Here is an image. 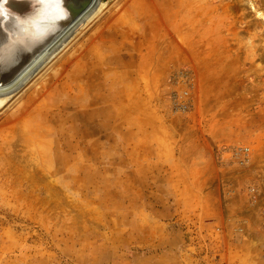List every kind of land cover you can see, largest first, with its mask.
<instances>
[{
  "label": "rangeland",
  "instance_id": "374dc122",
  "mask_svg": "<svg viewBox=\"0 0 264 264\" xmlns=\"http://www.w3.org/2000/svg\"><path fill=\"white\" fill-rule=\"evenodd\" d=\"M175 2L107 1L77 51L93 110L34 123L47 154L1 117L0 264H264V0ZM99 72L123 118L103 119Z\"/></svg>",
  "mask_w": 264,
  "mask_h": 264
},
{
  "label": "bare ground",
  "instance_id": "6f19581e",
  "mask_svg": "<svg viewBox=\"0 0 264 264\" xmlns=\"http://www.w3.org/2000/svg\"><path fill=\"white\" fill-rule=\"evenodd\" d=\"M107 1L63 0L61 7L55 0H49V6L44 9L39 21L18 30L15 17L10 16L5 28H0V119L2 117V123L13 119L22 120L26 148L31 147L40 154L49 152L52 144L44 139L46 132L43 128H36L34 123H40V119L48 116L51 111L57 112L55 116L59 117L62 114L59 111V106L62 105L60 99H63L62 102L77 104L82 110H93L95 99L90 92H94L92 81L98 72L85 57L79 58L77 51L81 37L95 27V21L108 8ZM110 1L113 3L115 0ZM175 1L174 5L177 3ZM6 7L20 17H25L32 11L30 0H8ZM186 7H175L176 12L182 13L181 9L187 10ZM190 16V11L186 12L182 22H187ZM7 18L6 16L5 19ZM217 36L216 30H205L206 39ZM100 74L104 95H96V101H103L105 104L102 109L103 119L108 120L113 114L112 109L118 111L115 114L117 117L123 118L124 111L110 102L112 85L109 88L106 86L108 82L115 84L117 81L108 80L106 72ZM52 85L56 90L50 91ZM119 95L114 102L126 101L123 92ZM136 102L139 105L138 96ZM5 108L7 109L4 110ZM31 108L34 109L33 112H29ZM75 128L66 129L73 131Z\"/></svg>",
  "mask_w": 264,
  "mask_h": 264
},
{
  "label": "clouds",
  "instance_id": "9594fccd",
  "mask_svg": "<svg viewBox=\"0 0 264 264\" xmlns=\"http://www.w3.org/2000/svg\"><path fill=\"white\" fill-rule=\"evenodd\" d=\"M8 0H0V28H5L6 23L10 16L15 17V26L19 30L25 25H31L34 21H39L41 15L45 8L49 6V0H30L32 5V11L28 13L25 17H20L15 13H12L10 9L6 7ZM58 6L62 7L63 0H55ZM8 17L5 19V17ZM53 23H59L58 21H53Z\"/></svg>",
  "mask_w": 264,
  "mask_h": 264
},
{
  "label": "built area",
  "instance_id": "2783aa9c",
  "mask_svg": "<svg viewBox=\"0 0 264 264\" xmlns=\"http://www.w3.org/2000/svg\"><path fill=\"white\" fill-rule=\"evenodd\" d=\"M179 79H181V81L184 84L187 83H191V79L190 76L187 75H182V77H180ZM178 83V81H177ZM189 90L190 88H186L185 90L179 92L177 95H175L172 99V103L174 105V109L176 110V112H185L187 110V108L189 107ZM231 154L233 157L235 156H241L243 157V161H248L250 156H251V152L249 149L247 148H238V149H234V150H230ZM264 224V223H263ZM215 230H222V228L220 227H216ZM263 232H264V226H263ZM262 258L264 260V234H263V246H262Z\"/></svg>",
  "mask_w": 264,
  "mask_h": 264
}]
</instances>
